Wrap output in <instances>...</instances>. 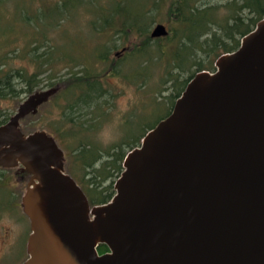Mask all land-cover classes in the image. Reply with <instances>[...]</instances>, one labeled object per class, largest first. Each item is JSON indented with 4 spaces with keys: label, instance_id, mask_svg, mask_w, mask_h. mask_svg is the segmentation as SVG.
<instances>
[{
    "label": "water",
    "instance_id": "1",
    "mask_svg": "<svg viewBox=\"0 0 264 264\" xmlns=\"http://www.w3.org/2000/svg\"><path fill=\"white\" fill-rule=\"evenodd\" d=\"M167 34L162 23L150 32ZM214 65L194 74L125 155L115 194L91 208L55 138L18 128L49 91L19 104L0 125V166L33 183L21 200L23 264H264V18Z\"/></svg>",
    "mask_w": 264,
    "mask_h": 264
},
{
    "label": "trees",
    "instance_id": "2",
    "mask_svg": "<svg viewBox=\"0 0 264 264\" xmlns=\"http://www.w3.org/2000/svg\"><path fill=\"white\" fill-rule=\"evenodd\" d=\"M3 1L0 0V3ZM204 1L100 0V3L94 6V0H56L55 6L48 9L47 12H50L49 17L54 19V15H58L62 19L63 13L68 11V8L77 5L90 7L89 10L96 17L91 19V24L95 26V30L98 25L99 32L105 34L112 32L121 35L132 32L140 38L144 37L140 44L134 46L133 49L130 48L129 53L126 54L127 56L125 55L127 58L119 59L117 63L112 64L108 72L96 74L87 66L72 71L66 78V85L63 83L68 105L64 107L61 118L67 121L68 124H75L66 129H64L66 125L46 124L49 133L44 130L55 138L62 151L66 150L68 153H73L77 169L75 170L74 163L72 168L65 169L64 162L63 168L80 186L91 207L107 203L115 194L114 183L123 170L122 163L125 155L132 148L139 146L141 138L156 125L158 120L163 119L171 112L175 100L180 96L194 74L201 70L215 71L214 63L216 59L224 53L236 50L242 37L253 30L257 22L264 18V0H226L220 6ZM26 8L21 7L20 20L16 18V12L12 14V18L9 20H7L9 17L6 15H0L1 40L13 41L17 38L18 34L14 33L17 29L16 19L23 24L24 22L27 23V14H25L26 20L24 19ZM159 9H165L168 34L153 38L149 34L150 26L158 19L153 11ZM48 13L42 12L41 15L47 17ZM38 19H41V17L38 16L36 20ZM28 30H25L24 34H27ZM43 30H40V34L41 37L45 38L46 33ZM28 44L29 42H26L24 44L26 47L21 49L12 45V47L14 46L12 49L0 53L2 57L0 61V98L2 99L10 95L15 96L21 92L32 93L38 86L39 73L47 67H53V65L55 66L66 60L65 58L68 59V52L65 54L64 51L59 49L60 46L56 48L49 46L41 53L37 49L39 43H35L31 47H28ZM100 49V52H97L95 56L100 62L108 61L111 48L107 46ZM10 57H23L22 59L33 65L35 70L30 72L24 66L9 69L5 67L3 69ZM125 62L131 64V70H128L127 75H130L133 81L139 76H142L143 80L149 77L153 73L154 65L159 64L161 69H164L163 76H165V79L163 82L166 83V80L169 79L171 83L172 81L175 83V89L169 94L168 100L161 102L162 106L167 109L165 114L159 116L154 123L144 126L136 138L128 139L125 137L120 142L104 149L91 141H86L85 138L87 137L80 139L74 149L66 145L64 137L72 136L77 139L79 137L77 134L81 133L83 128L82 125H76L77 123L70 119L67 111L79 110L81 105L87 107L94 105L95 101L105 91L101 85V80L111 73L124 72ZM75 66H78V63L73 61V67ZM17 79H19V83L23 84V87L19 90H16ZM152 107H154L153 104ZM8 119L7 117L5 119L0 118V125ZM90 127H92L90 124L86 126V128ZM128 130L127 128L125 136ZM34 131L37 130L23 132L29 134ZM7 170L15 171L19 176L27 175L20 167L5 168L0 166V214L3 209L8 210L16 206L15 198L17 195L21 204L22 196L26 190L25 187L23 192H19L11 186L8 180H4ZM78 171L83 173L82 178ZM89 175L90 178L85 180V177ZM105 181H109V183L103 186ZM97 251L99 254L104 253L107 251V246L99 243ZM27 258L28 256L21 264Z\"/></svg>",
    "mask_w": 264,
    "mask_h": 264
},
{
    "label": "rangeland",
    "instance_id": "3",
    "mask_svg": "<svg viewBox=\"0 0 264 264\" xmlns=\"http://www.w3.org/2000/svg\"><path fill=\"white\" fill-rule=\"evenodd\" d=\"M206 1L220 6L226 0H205L204 2ZM94 2V6H96V4L100 3V0H94ZM55 3L56 0H4L0 3V15L9 17L7 20L12 18V14L15 12L16 18L20 20L21 7H27L24 10V15H28L27 20L25 19L26 15L24 17L27 21L24 24L15 18L17 29L14 33L18 34L17 40L3 41L0 38V53L10 50L14 46L18 49L25 48L24 44L29 42L28 47L39 43L40 45L37 49L41 53L49 46L53 48L60 46V50L64 51L65 54L67 52L69 54L67 55L68 59L65 58L66 60L59 62L55 66L53 65V67H47L39 73L38 86L32 93L39 94L47 90L49 93L47 98L37 106L35 112H30L19 120L18 128L24 132L45 130L49 133L48 129H46V124L66 125L64 129L74 125L75 123L68 124L67 121L61 118L64 107L68 105L63 83L66 85V78L70 73L84 66L89 67L96 74L108 72L112 64L117 63L119 59L127 58L126 54L129 53L130 48L133 49L144 38H140L132 32L121 35L113 34L112 32L105 34L99 32L98 25L95 30V26L91 24V19L96 17L89 10L90 7L87 8L83 5L68 8V11L63 13L62 19L58 15H54L55 18L53 19V17H49L50 12L48 13L47 11L55 6ZM42 12L48 13V16L44 15L43 17L41 15ZM153 13L158 16V19L151 24L150 32L157 23L167 25L165 9L154 10ZM38 16L41 19L36 20ZM27 29H29V32L24 34ZM40 30L46 33L45 38L41 37ZM12 45L14 46L12 47ZM107 46L111 48L109 60L100 62L95 55L100 52V48ZM22 58L10 57L3 69L5 67L9 69L24 66L28 71L33 72L35 70L34 66ZM1 59L0 55V61ZM73 61L78 63V66L73 67ZM125 63L124 72L121 71L119 74L111 73L101 80V85L105 91L95 101L94 105L91 107L81 105L79 110L67 111L70 119L74 120L77 123L76 125H82L83 128L82 132L77 134L79 136L77 139L72 136L64 137L66 145L74 149L80 139L87 137L85 138L86 141H91L104 149L120 142L125 137L128 139L136 138L144 126L154 123L159 116L165 114L167 109L162 106L161 102L168 100L169 94L175 89V83L173 81L171 83L169 79L166 80V83L163 82L165 79V76H163L164 69H161L159 64L154 65L153 73L149 77L143 80L142 76H139L133 81L130 75H127L128 70H131V64ZM19 82V79H17L16 90L23 87V84ZM54 86L57 87L55 92L50 90ZM32 93L21 92L15 96L10 95L5 99L0 98V118L5 119L7 117L8 119L12 116L19 104ZM152 104L154 107H152ZM88 124L92 127L86 128ZM127 128L129 130L125 136ZM63 162L65 169L72 168L73 163L75 170L77 169L73 153H68L64 150ZM7 171L4 180H8L17 191L23 192L25 187L27 188L28 185L30 187L33 184L30 180V174L26 173L27 175L19 176L15 171ZM78 173L82 178L83 173L79 171ZM89 178L90 175L85 177V180ZM108 183L109 181H105L103 186ZM15 200L17 203L14 208L3 209L0 214V264H21L25 257L28 256L26 239L31 231L29 218L23 212L18 195ZM89 216L90 218L92 217L91 212H89Z\"/></svg>",
    "mask_w": 264,
    "mask_h": 264
},
{
    "label": "flooded vegetation",
    "instance_id": "4",
    "mask_svg": "<svg viewBox=\"0 0 264 264\" xmlns=\"http://www.w3.org/2000/svg\"><path fill=\"white\" fill-rule=\"evenodd\" d=\"M91 207V206H90ZM107 251H108V249H107ZM106 252V251H105Z\"/></svg>",
    "mask_w": 264,
    "mask_h": 264
}]
</instances>
